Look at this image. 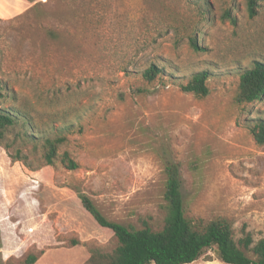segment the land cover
<instances>
[{"label":"rangeland","instance_id":"1","mask_svg":"<svg viewBox=\"0 0 264 264\" xmlns=\"http://www.w3.org/2000/svg\"><path fill=\"white\" fill-rule=\"evenodd\" d=\"M34 2L0 0V80L41 131L65 136L58 152L77 167L45 164L31 145L27 163L12 160L0 145V264L106 263L117 240L77 193L111 221L159 230L167 161L185 216L225 220L237 243L264 237V144L249 131L264 120V94L235 101L240 72L264 62V0L252 17L244 0ZM152 63L163 71L147 82ZM200 70L208 94L182 91ZM188 264L223 263L212 247Z\"/></svg>","mask_w":264,"mask_h":264},{"label":"trees","instance_id":"2","mask_svg":"<svg viewBox=\"0 0 264 264\" xmlns=\"http://www.w3.org/2000/svg\"><path fill=\"white\" fill-rule=\"evenodd\" d=\"M31 9L37 8L39 2L27 0ZM248 16L257 13L260 0H244ZM222 17L234 23L235 18L229 9H224ZM50 38H56L54 30H47ZM188 45L194 51H199L196 37L188 35ZM163 69L156 64H150L141 73L142 78L151 82ZM208 72L200 70L180 84V89L196 96L208 94L206 79ZM264 94V62L255 60L250 68H245L239 74L235 101L239 104L254 102ZM19 93L8 83L0 80V145L8 151L12 160L27 158L22 148L31 145L32 151L37 146L41 150V159L51 165L58 160L68 169H75L77 163L68 152H58L65 136L58 134L57 129L50 127L51 133L41 131L34 119L23 105L17 103ZM249 131L257 144H264V120L259 119L249 127ZM164 209L163 225L159 230L145 226L134 228L107 219L92 200L84 193L78 192L76 203L100 227L109 230L117 240L109 259L104 264H188L196 260L205 249L214 248L219 261L223 264H264V237L255 242L246 233L234 241L229 223L223 219H213L206 223H195L185 216L181 194L180 172L177 163L167 161L164 165ZM251 256H250V255ZM32 260L33 258L30 257Z\"/></svg>","mask_w":264,"mask_h":264},{"label":"crops","instance_id":"3","mask_svg":"<svg viewBox=\"0 0 264 264\" xmlns=\"http://www.w3.org/2000/svg\"><path fill=\"white\" fill-rule=\"evenodd\" d=\"M20 1H22V3H23V2H28L27 0H20Z\"/></svg>","mask_w":264,"mask_h":264}]
</instances>
